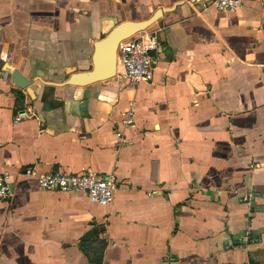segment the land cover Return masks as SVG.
Masks as SVG:
<instances>
[{
    "label": "crops",
    "instance_id": "obj_1",
    "mask_svg": "<svg viewBox=\"0 0 264 264\" xmlns=\"http://www.w3.org/2000/svg\"><path fill=\"white\" fill-rule=\"evenodd\" d=\"M198 1L0 0V59L33 77L31 93L0 78V264H264V0ZM167 7L137 32L157 35L150 82L116 57L112 77L59 84L92 68L113 18ZM20 105L34 114L13 123ZM26 168L114 172L117 186L101 206Z\"/></svg>",
    "mask_w": 264,
    "mask_h": 264
},
{
    "label": "built area",
    "instance_id": "obj_2",
    "mask_svg": "<svg viewBox=\"0 0 264 264\" xmlns=\"http://www.w3.org/2000/svg\"><path fill=\"white\" fill-rule=\"evenodd\" d=\"M241 4V0H207L203 1L197 11H205L215 8L224 11H234ZM158 39L154 32L145 34H133L121 40L117 46V62L122 68L123 77L134 82H150L153 77L155 64L154 52ZM34 111L27 105L15 106L12 122L16 123L33 116ZM134 109L132 102L124 111L121 125L124 127L133 124ZM118 141L123 140L119 128L115 130ZM25 173L34 177L36 184L46 190L66 193H82L90 202L101 206L109 204L114 197L117 179L114 172L99 173L91 168H85L77 172L53 169L47 172L37 173L33 168H26ZM12 195L10 173L0 171V199H7ZM245 233L241 240H246Z\"/></svg>",
    "mask_w": 264,
    "mask_h": 264
},
{
    "label": "water",
    "instance_id": "obj_3",
    "mask_svg": "<svg viewBox=\"0 0 264 264\" xmlns=\"http://www.w3.org/2000/svg\"><path fill=\"white\" fill-rule=\"evenodd\" d=\"M207 0H199V5ZM170 9L161 8L160 11L157 9L146 19L141 20H123L118 21L117 18H113L114 26L111 30L100 40H98L95 44H93V53L91 55L92 60V68L84 69L81 72H71L69 77L65 79V81L60 82V85H79L85 86L91 82L103 80L109 77H112L116 74V57H117V46L119 42L139 31L149 29L150 26L160 17V12H167ZM162 23L157 22V28H160ZM159 30V29H158ZM160 36L163 31H157ZM66 71V70H65ZM60 73L57 78H61L66 72ZM10 74V81L14 83L16 86L26 89L29 93H31L30 89L33 85V77H29L19 71L17 68L10 63L2 61L0 59V78L4 77L5 74ZM35 108H39L37 102L34 103Z\"/></svg>",
    "mask_w": 264,
    "mask_h": 264
},
{
    "label": "trees",
    "instance_id": "obj_4",
    "mask_svg": "<svg viewBox=\"0 0 264 264\" xmlns=\"http://www.w3.org/2000/svg\"><path fill=\"white\" fill-rule=\"evenodd\" d=\"M16 94H17V96H18L19 93H16ZM100 245H104V241H101V242H100ZM101 247H102V246H101ZM99 258H100V256L98 257V259H99Z\"/></svg>",
    "mask_w": 264,
    "mask_h": 264
}]
</instances>
